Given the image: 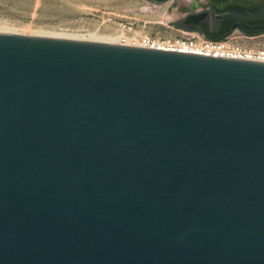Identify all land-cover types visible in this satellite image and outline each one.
I'll return each instance as SVG.
<instances>
[{
	"label": "water",
	"instance_id": "water-1",
	"mask_svg": "<svg viewBox=\"0 0 264 264\" xmlns=\"http://www.w3.org/2000/svg\"><path fill=\"white\" fill-rule=\"evenodd\" d=\"M0 264H264V62L0 34Z\"/></svg>",
	"mask_w": 264,
	"mask_h": 264
},
{
	"label": "rangeland",
	"instance_id": "rangeland-1",
	"mask_svg": "<svg viewBox=\"0 0 264 264\" xmlns=\"http://www.w3.org/2000/svg\"><path fill=\"white\" fill-rule=\"evenodd\" d=\"M209 2L218 9L264 4V0H0V31L31 37L98 35L113 40L119 24L125 23L152 36H191L199 32L186 28L191 26L182 21ZM227 36L246 46L264 49V35L252 37L232 30Z\"/></svg>",
	"mask_w": 264,
	"mask_h": 264
},
{
	"label": "built area",
	"instance_id": "built-area-1",
	"mask_svg": "<svg viewBox=\"0 0 264 264\" xmlns=\"http://www.w3.org/2000/svg\"><path fill=\"white\" fill-rule=\"evenodd\" d=\"M115 39L120 45L264 62V49L246 46L228 36L218 41L207 39L199 33L173 38L159 37L135 28L132 24L120 23Z\"/></svg>",
	"mask_w": 264,
	"mask_h": 264
},
{
	"label": "flooded vegetation",
	"instance_id": "flooded-vegetation-1",
	"mask_svg": "<svg viewBox=\"0 0 264 264\" xmlns=\"http://www.w3.org/2000/svg\"><path fill=\"white\" fill-rule=\"evenodd\" d=\"M191 9L193 12L196 11V5H193ZM202 10H207L208 16L197 24L189 26H204L207 23L212 26L216 23L230 24V31L237 30L240 34L252 37L264 35V4L257 3L253 7L229 5L218 9L209 2L203 6Z\"/></svg>",
	"mask_w": 264,
	"mask_h": 264
},
{
	"label": "trees",
	"instance_id": "trees-1",
	"mask_svg": "<svg viewBox=\"0 0 264 264\" xmlns=\"http://www.w3.org/2000/svg\"><path fill=\"white\" fill-rule=\"evenodd\" d=\"M153 1H162V0H153ZM192 30L198 31L203 34V36L207 39L218 41L224 39V37L230 32V24H219L216 23L213 26L208 23L204 26H194V27H186Z\"/></svg>",
	"mask_w": 264,
	"mask_h": 264
},
{
	"label": "bare ground",
	"instance_id": "bare-ground-1",
	"mask_svg": "<svg viewBox=\"0 0 264 264\" xmlns=\"http://www.w3.org/2000/svg\"><path fill=\"white\" fill-rule=\"evenodd\" d=\"M0 34H6V33H2L0 31ZM8 34V33H7ZM11 35H15V34H11ZM36 37H41V36H36ZM43 38H53V39H63V40H71V41H81V42H91V43H102V44H114V45H118V43L116 42V39H111L108 40V38H104V37H100L98 35H92L89 36V38H62V37H43Z\"/></svg>",
	"mask_w": 264,
	"mask_h": 264
}]
</instances>
